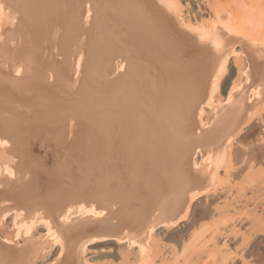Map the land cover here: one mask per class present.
<instances>
[{"label": "bare ground", "instance_id": "obj_1", "mask_svg": "<svg viewBox=\"0 0 264 264\" xmlns=\"http://www.w3.org/2000/svg\"><path fill=\"white\" fill-rule=\"evenodd\" d=\"M231 1L0 0V264H264V32Z\"/></svg>", "mask_w": 264, "mask_h": 264}, {"label": "rangeland", "instance_id": "obj_2", "mask_svg": "<svg viewBox=\"0 0 264 264\" xmlns=\"http://www.w3.org/2000/svg\"><path fill=\"white\" fill-rule=\"evenodd\" d=\"M231 5H232V8L237 7V9L240 12V15H239V13L236 14V15H238V17L240 16V20H238L239 22L235 19V18H237L236 15H235L236 17L234 16L235 18L228 17V18H230L229 21L231 20L232 26L235 29L239 30L240 29L239 26L241 25V23H243L245 26H247V28H250L251 30L252 29H260V31L262 29L264 30V0H250V4L247 1H243V0H232L230 2V6ZM194 13H195L194 15L197 16L196 17L197 19H200V18H203V17L204 18L208 17L207 14L200 15L201 11H198V9L196 7H194ZM234 19L236 20V23L238 22L237 24H239V25L234 24ZM244 29H246V28H244ZM247 30H249V29H247ZM263 30H262V32H264ZM242 31L244 32V30H242ZM258 31L259 30H256L257 33H258ZM253 32H254V30H253ZM253 32H252V34H253ZM106 243L107 242H102L100 244V246H106ZM98 260H99L98 262H100V263L105 261V259H102V258L101 259L98 258ZM55 263L56 262H52L50 264H55Z\"/></svg>", "mask_w": 264, "mask_h": 264}]
</instances>
